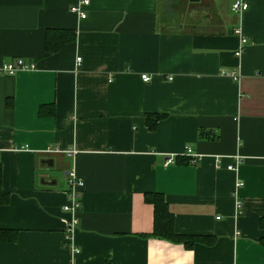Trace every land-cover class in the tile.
I'll return each mask as SVG.
<instances>
[{"label":"crops","instance_id":"1","mask_svg":"<svg viewBox=\"0 0 264 264\" xmlns=\"http://www.w3.org/2000/svg\"><path fill=\"white\" fill-rule=\"evenodd\" d=\"M76 1L0 0V65L32 66L0 76V264H264V0ZM145 194L203 242L150 236Z\"/></svg>","mask_w":264,"mask_h":264},{"label":"built area","instance_id":"2","mask_svg":"<svg viewBox=\"0 0 264 264\" xmlns=\"http://www.w3.org/2000/svg\"><path fill=\"white\" fill-rule=\"evenodd\" d=\"M88 6V0H77L74 4H72L68 11L71 14L77 16L78 19L83 20L86 18V7ZM248 7L246 0H234L230 6V12L232 14H240L244 12ZM233 34L240 35V31L235 29L232 31ZM80 58H75V66L78 65ZM32 69L31 65H26L19 58L15 59L13 62H8L0 65V76H12L14 73L18 71H27ZM223 75H226L231 78H236L234 74H225L221 72ZM140 80L142 82H147L149 80L148 76L141 75ZM167 80H171V78H167ZM73 154V152H67ZM184 155L189 157L188 163L195 164L196 156L191 154L189 148L184 149ZM237 159L235 161L229 163L225 169L229 171L235 170V165L237 164ZM172 163V158H167L163 162V166ZM217 167V166H216ZM241 186V183H237L235 188ZM83 183L81 180L75 177L72 172L66 173V203L62 207V211L70 215V218L66 221V229L67 231H71L73 227L77 223V216L80 209V201L79 194L82 191Z\"/></svg>","mask_w":264,"mask_h":264},{"label":"trees","instance_id":"3","mask_svg":"<svg viewBox=\"0 0 264 264\" xmlns=\"http://www.w3.org/2000/svg\"><path fill=\"white\" fill-rule=\"evenodd\" d=\"M51 31H46L45 39H44V49L46 52H53L56 48L55 41L49 40L48 34ZM72 38V35L71 37ZM71 41V40H70ZM50 44L54 47L53 49L50 47ZM161 116L156 114H149L145 116V122L147 124V128L151 131L154 127L155 122L160 119ZM144 200L152 205L153 210V221H152V230L150 232V236L160 237L172 242L182 243L186 247L191 246L196 242H203V237L200 236H180L176 235L172 231V215L168 212L163 200L159 194H145ZM8 202V195L3 193L0 189V205H5ZM262 222V220H260ZM261 222L259 223L261 225ZM4 233V232H0ZM9 235L4 237L0 234V240L3 241H14L16 238V233L7 232ZM204 243L210 244L212 243V239L205 241Z\"/></svg>","mask_w":264,"mask_h":264},{"label":"water","instance_id":"4","mask_svg":"<svg viewBox=\"0 0 264 264\" xmlns=\"http://www.w3.org/2000/svg\"><path fill=\"white\" fill-rule=\"evenodd\" d=\"M189 3H197L198 0H187ZM40 164H44L46 166H48L49 168L52 166V163L50 162V160H44L42 161Z\"/></svg>","mask_w":264,"mask_h":264}]
</instances>
